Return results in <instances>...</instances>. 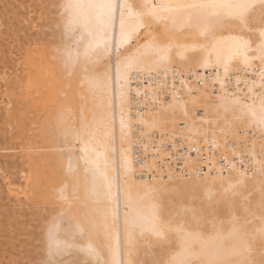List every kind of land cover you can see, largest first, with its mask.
Returning <instances> with one entry per match:
<instances>
[{
    "label": "bare ground",
    "instance_id": "obj_1",
    "mask_svg": "<svg viewBox=\"0 0 264 264\" xmlns=\"http://www.w3.org/2000/svg\"><path fill=\"white\" fill-rule=\"evenodd\" d=\"M106 4L112 5L110 20ZM58 5L60 67L68 73L86 56L89 63L105 56L108 69L66 79L68 102L48 114L60 128L57 145L47 137L56 150L47 153L40 149L47 145L26 141L33 148L27 152L33 170L28 179L25 175L27 184L32 181L28 202L35 206L52 190L61 203L41 233L47 264L68 251L73 257L68 264L262 260V0H61ZM236 5H250L246 23L235 18ZM32 80L28 77L27 90ZM36 84L37 78L34 89H39ZM52 157L64 173L54 187L40 167ZM173 192L176 202L169 196ZM36 212L25 215V223H33ZM169 239L172 250L151 245Z\"/></svg>",
    "mask_w": 264,
    "mask_h": 264
},
{
    "label": "rangeland",
    "instance_id": "obj_2",
    "mask_svg": "<svg viewBox=\"0 0 264 264\" xmlns=\"http://www.w3.org/2000/svg\"><path fill=\"white\" fill-rule=\"evenodd\" d=\"M60 1L61 0H0V232L2 233H0V264H47L49 258L44 248L45 244L41 239V233L45 225L44 222L48 220L53 212L57 211L61 203H59V199L56 198L52 190H50L48 194L47 191H44L42 193L43 199L40 198L35 206L33 205L34 203L31 204L30 201L28 202L32 196V181L27 184L26 176L29 174L32 175L33 170L30 166L32 162H27V156L30 155L27 154V152L30 151L31 153V151H33L30 143L32 142L33 144L34 141V145L36 144L35 146L38 144L39 146L47 145L48 147L40 148L44 149L43 151L47 153L50 152L51 147L49 146L51 141V145H57V140H59L57 132L60 128H57L58 126L55 123L54 117H52L53 115H49L55 113L57 105L60 104V107L57 106V108H61L62 102H68L66 99L63 100L65 96L64 87L67 86L66 79H76L83 72L88 73L92 71L100 74L105 72L104 69H108L105 56L97 57L94 60L92 59L90 63L89 57L86 56L79 61L77 67L75 66L74 69H71L68 73L64 70V66L60 67L59 62L61 60V55L59 58V52L56 49V45L59 43L60 39L59 20L61 19V15L58 5ZM54 15H56V17ZM57 28L59 31H57ZM142 36L143 35L140 37ZM88 63L90 64L89 68ZM84 67L88 69H84ZM28 77L33 79L29 82L30 85L28 84L30 86L29 90L26 88ZM36 78V88L39 89H34ZM27 92L30 93V98H27ZM194 105L197 106L198 103L195 102ZM194 105L193 107L195 108ZM46 116L49 120L51 119L49 117H52V120H50L51 122L48 121V123H51H49L51 129H49L50 127L47 125ZM53 122L55 127H52ZM43 125H47L48 128H45ZM41 133H43L44 136H42ZM47 137H52L53 140L48 138L50 140L49 142ZM56 138L58 139L56 140ZM30 140L31 142H26ZM52 149L51 151H53ZM47 153H45V155H47ZM52 159L53 160L48 162L49 164L46 161L47 159H43V163L40 167H42L43 177L47 176L49 180L48 183L52 184L54 187V184L56 186L62 182L61 179L64 177V173H62V168L58 167L60 163L57 162L56 158L52 157ZM53 161L56 165H54L55 163ZM55 167L58 169H55ZM180 167V165H177L176 168L178 169ZM59 168L61 169L59 170ZM53 170L54 174L52 175ZM58 170L61 172L59 173ZM28 171L31 172L28 174ZM50 171L52 173H50ZM3 173L5 175H3ZM10 179L12 180L10 181ZM46 194L47 197L45 196ZM169 196L176 202L175 197L178 198V196L174 192L169 194ZM250 196L253 197L254 193L252 192ZM184 197L189 198V195L185 194ZM54 198H56L57 201H52ZM165 199L167 198L164 197L162 201V210L165 208ZM196 199L194 201H196ZM198 199H200V196ZM50 208H53V210L51 211ZM219 208L221 210L220 215H223V208ZM41 209L45 211L43 212ZM30 211L33 212V215H36V211H38L39 214L35 216L36 220H33V223H25L24 216H27ZM22 224L24 227H22ZM39 226L40 228H38ZM38 231L40 232L38 233ZM259 241L263 243L264 237H260ZM172 242V239L160 240L159 242L154 241L151 245L154 247L161 245L165 247L166 251H169L172 250ZM146 243L144 242L143 244L146 245ZM37 250L43 251L40 252ZM69 253L72 252L68 251V254L61 255L60 259V256L56 257L58 261L54 262L53 260V262L51 261V263H48L68 264L73 259V257L69 256ZM82 262L84 263V261ZM262 262H264V258H262V260L254 259L253 264H262Z\"/></svg>",
    "mask_w": 264,
    "mask_h": 264
},
{
    "label": "snow or ice",
    "instance_id": "obj_3",
    "mask_svg": "<svg viewBox=\"0 0 264 264\" xmlns=\"http://www.w3.org/2000/svg\"><path fill=\"white\" fill-rule=\"evenodd\" d=\"M262 3H264V0H262ZM102 7L108 9L109 20H110L112 5L111 4H106V5H103ZM235 7H237L239 9V12L237 13L235 18L239 19V21L241 23H246V19H245L246 10H247L248 7H250V5H236ZM119 264H123V262L121 261V262H119ZM262 264H264V262H262Z\"/></svg>",
    "mask_w": 264,
    "mask_h": 264
}]
</instances>
